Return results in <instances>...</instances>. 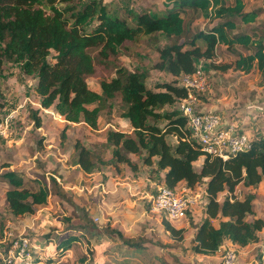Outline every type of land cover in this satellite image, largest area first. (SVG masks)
Returning a JSON list of instances; mask_svg holds the SVG:
<instances>
[{
	"label": "trees",
	"instance_id": "obj_1",
	"mask_svg": "<svg viewBox=\"0 0 264 264\" xmlns=\"http://www.w3.org/2000/svg\"><path fill=\"white\" fill-rule=\"evenodd\" d=\"M58 3L65 7H58ZM188 12L200 14L213 25L207 31L191 34L184 19ZM258 12H246L243 0L229 4L224 0H172L171 6L160 14L149 10L132 13L130 25L102 0H0V64L3 60L15 61L25 76L35 78L33 90L39 98V108L51 109L66 124L82 123L96 130L103 111L111 115L113 109L118 119L127 121L129 133L115 128L105 133L108 160L76 141L72 165L87 175L105 165H126L135 171L131 157L140 156L148 181L154 186L147 185L152 197L158 186L177 190L181 185L191 191L200 185L202 202L199 219L192 224L195 231L192 252L211 256L224 242H230L236 250L260 243L256 259L261 264L264 261V220L247 219L254 215L255 193H247L242 199L226 195L221 202L217 201V195L232 193L236 186L257 189L264 180V134L258 131L252 134L243 151L222 161L203 156L187 129L186 117L178 110H166L187 95L186 89L178 85V78L192 74L200 61L213 62L219 47L228 50L234 60L218 65L210 63L211 68L222 73L233 70L243 74L255 69L264 77V32L241 33L235 23L239 20L242 25L253 24ZM156 33L172 42L157 49L152 69L169 74L175 80L158 83L152 90L145 84V72L116 66L114 77L99 82V92L88 87L86 80L94 73L92 51L97 52L98 62L106 64L110 58L118 56L125 42ZM51 52L53 60L49 61ZM196 96L199 100L204 98L203 93ZM40 109H27L34 130L41 127ZM168 137H173L175 142L168 143ZM65 139L66 126L60 131V141ZM198 160L201 163L197 171L194 164ZM1 177L9 185L5 203L14 217L35 214L48 203L52 193L58 200L63 196L53 178L48 179L51 191L44 179H38V186L30 189L14 172H6ZM147 209L150 210V200ZM160 217L171 238L180 241L182 231ZM185 217L191 218L190 207L185 210ZM90 230L81 223L60 234L52 252L61 256ZM78 231L83 233L78 236ZM90 240L100 249L109 243L108 239L95 240L93 235ZM123 241L127 247L124 255L143 252L141 243ZM1 264L4 263L1 261ZM33 264L41 263L35 257ZM42 264H54L53 257L48 256Z\"/></svg>",
	"mask_w": 264,
	"mask_h": 264
},
{
	"label": "rangeland",
	"instance_id": "obj_2",
	"mask_svg": "<svg viewBox=\"0 0 264 264\" xmlns=\"http://www.w3.org/2000/svg\"><path fill=\"white\" fill-rule=\"evenodd\" d=\"M102 1L130 25L132 13L149 10L152 14H160L172 4V0ZM224 1L229 4L233 0ZM243 3L246 12H259L257 20L248 26L236 20L237 30L249 35L264 32V0H243ZM57 6L65 7L60 3ZM184 19L191 34L207 31L213 25L196 13L188 12ZM170 42L172 40L161 33L140 36L133 42H125L118 56L110 58L106 64L98 62L97 52L92 51L94 73L86 80L88 87L99 92V82L114 77L116 66L145 72V84L152 90H155L154 86L158 83L175 80L169 74L152 69L157 60V49ZM53 55L51 52L49 61L53 60ZM233 60L234 56L228 50L219 47L213 62L200 61L196 64L202 70L205 81L204 98H197V109L215 113L223 123L236 126L238 131L248 136L257 131L264 134V77L255 69L248 74L233 70L222 73L209 65L230 63ZM35 83V78L27 77L21 72L17 62L3 60L0 64V118L2 122L7 120V125H3V136L0 137V237L5 231L12 237L25 236L31 245L39 244L41 248L34 255L41 259V264L48 256L53 257L54 264H222L223 250L233 247L228 242H224L211 256L195 254L191 250L195 232L192 224L199 219L202 202L200 185L186 192L188 199L192 201L191 218L184 217L182 220L169 222L172 227L182 231V239L176 242L164 229L160 215L147 209L150 197L147 185L150 188L154 186L148 181L140 156L131 157L136 165L135 171L126 165H105L94 174L87 175L72 165L73 145L76 141L86 149L99 153L102 159L110 158L109 150L105 147L106 131L110 128L126 133L131 131L125 120L117 118L116 109L112 110L113 115L103 111L96 130H91L82 123L66 124L51 109L39 108V98L33 90ZM28 107L40 109L39 129L32 128ZM171 109L177 110V103L166 108ZM65 126L66 139L61 142L60 131ZM167 141L173 144L175 139L168 137ZM200 163L201 160L195 162V170L200 169ZM6 172L18 174L25 187L30 189L38 186V179H44L50 185L48 179L53 178L63 191V196L58 200L52 197V193L48 203L39 207L35 214L14 217L5 203V192L9 185L1 176ZM182 188L180 185L176 191L182 192ZM50 189L53 190L51 185ZM247 193H255L254 215L247 219L264 220V180L257 189L236 186L232 193H220L217 201L221 202L226 195L242 199ZM81 223L91 229L89 233L80 236L83 232L78 231L80 239L71 249L61 256L54 254L51 249L56 237ZM213 224L215 226L216 221ZM91 235L95 240L108 239L109 243L100 249L90 240ZM125 239L141 243L143 252L124 255L127 249L123 241ZM45 244L47 248L44 247ZM259 245L260 243L247 246L241 250L232 248L235 253L232 264H258L256 255ZM1 261L0 259V264Z\"/></svg>",
	"mask_w": 264,
	"mask_h": 264
},
{
	"label": "built area",
	"instance_id": "obj_3",
	"mask_svg": "<svg viewBox=\"0 0 264 264\" xmlns=\"http://www.w3.org/2000/svg\"><path fill=\"white\" fill-rule=\"evenodd\" d=\"M178 85L187 91L185 98L177 102V110L187 119V129L191 133V138L196 141L203 156L219 158L222 161L231 155L243 151L249 136L242 131H238L236 126L223 123L215 113L198 110V99L196 94L203 93L205 81L202 70H196L190 75L178 78ZM3 125H7V120L0 123V137L3 136ZM156 194L149 197L150 211L162 215L168 221H178L185 217V210L192 205L188 199L186 190L182 192L170 190L163 186H158ZM38 247L31 245L25 236L12 237L10 233L3 232L0 237V253L4 264H33L34 258L41 259L37 255ZM222 264H232L235 260L234 250L227 248L223 250Z\"/></svg>",
	"mask_w": 264,
	"mask_h": 264
},
{
	"label": "crops",
	"instance_id": "obj_4",
	"mask_svg": "<svg viewBox=\"0 0 264 264\" xmlns=\"http://www.w3.org/2000/svg\"><path fill=\"white\" fill-rule=\"evenodd\" d=\"M127 122V121H126ZM131 130V129H130ZM227 242H225L224 244H226ZM37 245H39V244H37ZM228 245H230V246H233L230 242H228ZM235 246H233L232 248H234ZM231 248V249H232ZM222 249H223V247H222Z\"/></svg>",
	"mask_w": 264,
	"mask_h": 264
}]
</instances>
